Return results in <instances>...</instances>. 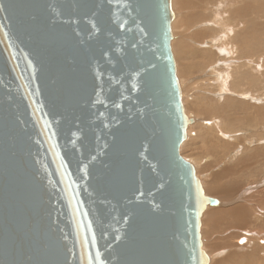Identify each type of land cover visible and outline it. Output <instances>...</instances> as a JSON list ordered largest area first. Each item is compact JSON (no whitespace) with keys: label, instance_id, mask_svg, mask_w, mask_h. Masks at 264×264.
Wrapping results in <instances>:
<instances>
[{"label":"water","instance_id":"95a60500","mask_svg":"<svg viewBox=\"0 0 264 264\" xmlns=\"http://www.w3.org/2000/svg\"><path fill=\"white\" fill-rule=\"evenodd\" d=\"M173 0H0V264H209Z\"/></svg>","mask_w":264,"mask_h":264},{"label":"rangeland","instance_id":"374dc122","mask_svg":"<svg viewBox=\"0 0 264 264\" xmlns=\"http://www.w3.org/2000/svg\"><path fill=\"white\" fill-rule=\"evenodd\" d=\"M172 5L182 101L195 120L180 154L195 167L205 194L220 201L203 214V248L209 264H235L251 255L264 264V230H254L264 229V0ZM214 186L230 189L229 199L213 193ZM238 206L250 213L246 229H227L212 219Z\"/></svg>","mask_w":264,"mask_h":264},{"label":"bare ground","instance_id":"6f19581e","mask_svg":"<svg viewBox=\"0 0 264 264\" xmlns=\"http://www.w3.org/2000/svg\"><path fill=\"white\" fill-rule=\"evenodd\" d=\"M175 12V11H174ZM176 15V13H175ZM231 86V85H230ZM240 87V85H239ZM244 93V92H243ZM246 108V107H245ZM203 109V108H202ZM238 109V108H237ZM241 110V109H240ZM250 110V109H249ZM244 113V112H243ZM221 116V115H220ZM253 117V116H252ZM222 119V117H220ZM241 119V118H240ZM228 123V122H227ZM226 124V123H225ZM225 126V125H224ZM258 140V139H257ZM263 150V149H262ZM262 150L258 151V156H260V153ZM253 158H255L254 155H252ZM247 158V157H246ZM248 158H250V156H248ZM248 159H245V162ZM247 165V164H246ZM221 166V165H220ZM245 168V167H244ZM230 174V173H229ZM219 177H222V175L220 174ZM214 190H212L213 193L215 194H221V196L228 200L229 196L228 194L231 193V190L225 187H219V186H214ZM217 200V199H216ZM218 201V200H217ZM219 205H220V201H219ZM218 205V206H219ZM210 207V206H209ZM208 207V208H209ZM216 207V206H215ZM250 218V213H248V208L246 206H238L235 208L230 209L228 212H220V213H216V214H212V219L216 220H223L225 223V226L227 227V229H235V228H240V229H246L247 226L251 225L249 223V218ZM254 230H258V231H263L264 229L262 227H258ZM264 243V242H263ZM262 250V249H261ZM246 256V254H244ZM254 255V254H253ZM252 256V255H251ZM247 257V258H242L241 260L240 257L237 259L238 261H236L235 264H256V261H254V259L256 258H252V257ZM255 256V255H254ZM209 263H210V257H209Z\"/></svg>","mask_w":264,"mask_h":264}]
</instances>
